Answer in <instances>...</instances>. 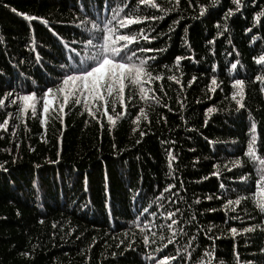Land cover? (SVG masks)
Returning a JSON list of instances; mask_svg holds the SVG:
<instances>
[{
  "label": "snow or ice",
  "instance_id": "1",
  "mask_svg": "<svg viewBox=\"0 0 264 264\" xmlns=\"http://www.w3.org/2000/svg\"><path fill=\"white\" fill-rule=\"evenodd\" d=\"M229 2L230 6L222 9L220 19L213 23L215 35L205 41L206 45L212 46L206 48V53L212 56L216 55L214 45L219 37L224 36L227 43L232 45L230 36L225 35L230 33L229 22L238 13L237 19L242 18L249 5L253 6L252 26H245L243 31L252 34L257 25L264 30V7H261L264 0ZM77 4L76 15L70 21H58L67 23L71 28L70 34L65 36L48 19L20 11L0 0V6L27 22L29 36L24 48L31 54L26 59L14 62L9 57V63L14 69H19L17 76L22 79L16 87L10 86L0 94V111L4 113L0 132H11L15 138L20 125L28 129L27 120L30 118L38 119L46 132L48 124L58 119L61 130V136L57 137L59 144L66 127V116L76 111L85 117V125L90 119L99 126L101 134L106 128L109 136H113L119 124L129 123L130 132L139 137L134 143L140 145L146 136L155 134L152 114L156 109H161L155 120L157 125L168 123L164 110L178 114L186 130L201 135L206 146L213 149L210 155L203 156L204 160H211V170L191 183L200 184L215 177L219 194L212 192L201 196L193 193L189 199L188 188L179 169L180 153L175 147L177 140L170 136L158 138L160 145L165 146L164 178L155 181L150 192L145 191L142 184L137 186L129 201L130 208L124 213H113L111 203H106L109 230L105 232L103 243L106 250L111 251L104 259L110 257L114 264H119L118 258L131 251L139 257L138 264H264V140L258 135V121L247 106L248 84L256 85L255 90L264 97V47L252 56L257 70L244 78H238L239 70L244 68L239 59L240 51L233 45L231 51L226 53L233 57L226 64L231 78L230 91L223 96L220 102L222 106L214 102L203 109L201 127H207L212 114H240L241 110L247 113L248 127L243 142L236 139L213 140L203 136L198 128L189 127L185 115L188 110L187 91L205 76V72H201L200 77L187 74L183 62L197 65L205 60V56H195L189 39V26L182 24V21L199 20L206 14L211 15V10L220 8L222 0H207V3H201L200 0H77ZM182 4L183 12L192 10L190 16L182 13ZM167 20H171V23L165 31L161 22ZM33 21L43 24L51 33L55 46L60 49L59 58L50 57L51 62L43 59L38 50L41 45L35 40ZM177 27L183 29V35L179 38L185 54L174 55L171 63L160 62V55L167 53L170 47L168 41L176 33ZM257 40L258 37L252 34L250 42ZM6 43V38L0 35V44ZM28 62L40 69L42 82L21 68ZM209 69L202 91L205 99L212 100L218 90L223 92V81L218 78L215 62L209 63ZM4 75L5 69L0 68V77ZM186 75L188 78L185 81ZM169 91L173 92L178 111L169 103L173 100ZM195 102L201 103L200 100ZM221 143L233 146L228 149L230 155L226 158L218 156L214 148V145ZM19 146L20 142L15 141V147ZM111 147L118 155L125 151L117 146L114 139ZM4 150L0 148V151ZM7 151L12 154L11 149ZM188 151L195 152L196 149L189 147ZM16 158L13 155V163ZM7 164V160L0 162V171L7 173ZM199 164L200 157H194L191 167L197 169ZM253 171L256 173L255 178L250 175ZM104 179L107 192V174ZM227 182L235 183L236 187L229 188ZM129 191L133 189L130 187ZM212 200L221 203L217 207H198L203 201ZM217 211L224 213L223 228L214 223L207 226L201 223L200 217ZM16 215H20L18 210ZM118 215L129 218L126 224L115 223ZM38 223L43 224L44 220L40 219ZM58 227L62 229L63 225L55 222L51 224L52 229ZM73 231V228H69L66 235L71 236ZM82 236L83 233L76 239ZM52 237L55 238V232ZM224 238L232 241L230 261L217 252L216 242ZM109 239L114 243L109 244ZM96 243V238L92 237L91 243L86 246L87 250L90 252ZM241 247L245 251L243 259ZM80 252L84 254L85 249H80ZM20 254L24 257L31 255L28 251ZM90 259V255H85L84 264H88Z\"/></svg>",
  "mask_w": 264,
  "mask_h": 264
},
{
  "label": "trees",
  "instance_id": "2",
  "mask_svg": "<svg viewBox=\"0 0 264 264\" xmlns=\"http://www.w3.org/2000/svg\"><path fill=\"white\" fill-rule=\"evenodd\" d=\"M4 2L20 11L48 19L56 30L65 36L70 34L71 28L67 23H58V21H70L76 15L78 7L77 0H4ZM200 2L207 3V0ZM229 6V0H222L220 8L211 10V15L206 14V17L199 20L182 21V24L186 23L189 26V39L195 56L197 58L205 56V60L197 65L188 61L183 62L187 74L200 77V73L205 72V76L187 91L188 110L185 115L189 120L188 126L198 128L203 136L219 141L236 139L243 142L246 140L248 127L247 113L244 110H241L240 114L234 112L231 115L212 114L207 127H201L203 109L214 102L217 106H222L220 102L223 96L230 91L231 78L226 64L233 57L227 56L226 53L231 51L233 45L240 51L239 59L244 68L239 70L238 78H244L251 76L257 70L258 66L253 63L252 56L258 54L261 47H264V30L258 25L252 33L258 37L257 42H250L252 34L243 31L245 26H252L253 6L249 5L242 18L237 19L240 15L238 13L229 22L230 33L225 35L230 36L232 45L221 36L214 45L216 55L206 53V48L212 46L206 45L205 41L211 39L216 32L213 23L220 19L222 9ZM261 7H264V4ZM183 8L182 4L181 11L185 16L192 14V10L183 12ZM31 23L35 29V40L41 45L38 50L43 59L51 62L50 57L59 58L60 49L55 46V40L48 29L38 21ZM170 23L171 20H167L161 22V26L167 31ZM0 35L7 41L6 45L0 44V68L5 69V75L0 77V94H2L4 89L10 86L16 87L18 81L22 79L17 76L19 69H14L9 63V57L14 62L17 59H26L31 54L24 48L29 36L27 22L2 6H0ZM181 35L183 29L177 27L176 33L172 34V39L168 41L170 47L167 53L160 55V62L171 63L174 55L185 54L179 38ZM210 62L217 64V75L223 81V92L218 90L212 100H207L202 89L207 80V73L210 72ZM21 68L32 73L34 78L42 82L40 69L34 67L31 62L25 63ZM235 75L234 72L233 76ZM187 78L188 75L184 77L185 81ZM256 88V85L248 84L247 106L256 117L258 135L264 140V97L258 94ZM169 96L173 97L169 103L178 111L172 91H169ZM196 100H200L201 103H196ZM160 111L161 109H156L152 114V129L155 134L146 136L140 145H135L134 141L139 137L138 134L130 132L129 123L119 124L113 136H109L106 128L101 134L99 126L90 119L85 125V117L78 115L76 111L66 116V127L59 144L57 137L61 136V130L58 119L48 124L46 132L35 118L27 120V130L20 125L15 138L12 137L11 132H0V136H3V139H0V148L5 149L0 151V162L7 160L6 166L9 169L7 173L0 171V264H84L85 255L91 257L88 264H98V261L99 264H114L110 257L104 259L111 251V249L106 250L103 243L106 239L105 232L109 230L106 224L105 205L111 203L113 213H124L130 208L129 201L137 186L142 184L144 190L150 192L155 181L163 180L166 169L165 146L160 145L158 138L170 136L177 140L175 147L180 153L179 169L187 185L189 199L192 198L193 193L201 196L212 192L219 194L215 177L200 184L191 183L211 170V160L206 161L203 156L210 155L213 149L206 146L201 135L188 132L178 114L164 110L168 123L157 125L155 120ZM3 116V111H0V121ZM189 136L193 138L188 139ZM113 139L118 147L125 149L119 155L111 147ZM10 140L13 142L10 143ZM17 140L20 142L18 148L15 147ZM189 147L195 148L196 151H188ZM232 147L230 143L214 145L217 155L221 158L229 156L228 149ZM7 149L12 150L11 155ZM13 155L17 157L15 163L12 162ZM197 156L200 157L198 170L191 167V161ZM51 161L58 162L51 163ZM248 167L252 166L248 165ZM105 174L108 176L107 192ZM250 175L255 178L256 173L253 171ZM227 183L229 188L236 187L233 182ZM130 187L133 189L132 192L129 191ZM220 203L221 201L218 200L203 201L198 207H217ZM17 210L20 212L19 216L16 215ZM223 216V212L217 211L206 213L200 217V220L205 226L214 223L223 228ZM40 219L44 220L43 224L38 223ZM128 219L126 215H118L115 223L126 224ZM53 222L62 224L63 228L52 229ZM69 228L74 229L71 236L66 235ZM53 232L55 238L52 237ZM119 232L118 228L117 234ZM81 233H83L82 238L76 239ZM92 237L96 238L97 243L89 252L86 246L91 243ZM108 243L113 244L114 241L109 239ZM204 243L208 242L204 241ZM216 244L218 255H223L230 261L231 239L224 238ZM33 245L36 247L33 248ZM80 249H85L84 254H81ZM24 251L30 252L31 255L22 256L20 253ZM240 251L243 259L245 256L243 247ZM118 259L119 264H138L139 257L129 251Z\"/></svg>",
  "mask_w": 264,
  "mask_h": 264
}]
</instances>
